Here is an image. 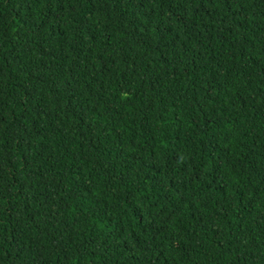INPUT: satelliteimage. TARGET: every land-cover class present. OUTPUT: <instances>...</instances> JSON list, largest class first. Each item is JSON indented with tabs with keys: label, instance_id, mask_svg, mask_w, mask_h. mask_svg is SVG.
<instances>
[{
	"label": "trees",
	"instance_id": "16d2710c",
	"mask_svg": "<svg viewBox=\"0 0 264 264\" xmlns=\"http://www.w3.org/2000/svg\"><path fill=\"white\" fill-rule=\"evenodd\" d=\"M0 264H264V0H0Z\"/></svg>",
	"mask_w": 264,
	"mask_h": 264
}]
</instances>
